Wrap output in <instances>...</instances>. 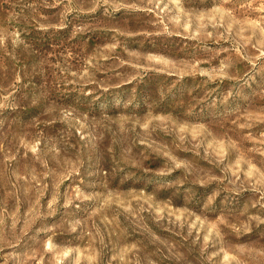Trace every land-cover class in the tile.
I'll list each match as a JSON object with an SVG mask.
<instances>
[{
    "label": "rangeland",
    "instance_id": "1",
    "mask_svg": "<svg viewBox=\"0 0 264 264\" xmlns=\"http://www.w3.org/2000/svg\"><path fill=\"white\" fill-rule=\"evenodd\" d=\"M0 264H264V0H0Z\"/></svg>",
    "mask_w": 264,
    "mask_h": 264
}]
</instances>
